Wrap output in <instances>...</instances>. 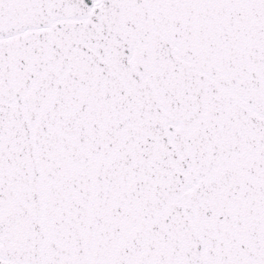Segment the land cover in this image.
<instances>
[{"label":"snow or ice","instance_id":"obj_1","mask_svg":"<svg viewBox=\"0 0 264 264\" xmlns=\"http://www.w3.org/2000/svg\"><path fill=\"white\" fill-rule=\"evenodd\" d=\"M0 264H264V0H0Z\"/></svg>","mask_w":264,"mask_h":264}]
</instances>
